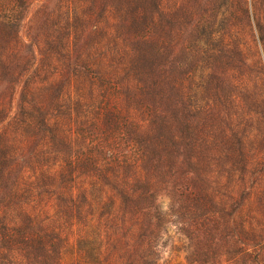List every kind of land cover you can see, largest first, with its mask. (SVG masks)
I'll list each match as a JSON object with an SVG mask.
<instances>
[{"label": "rangeland", "instance_id": "obj_1", "mask_svg": "<svg viewBox=\"0 0 264 264\" xmlns=\"http://www.w3.org/2000/svg\"><path fill=\"white\" fill-rule=\"evenodd\" d=\"M71 2L33 1L0 41V105L73 107L78 175L53 196L90 207L0 264H264V0Z\"/></svg>", "mask_w": 264, "mask_h": 264}, {"label": "trees", "instance_id": "obj_2", "mask_svg": "<svg viewBox=\"0 0 264 264\" xmlns=\"http://www.w3.org/2000/svg\"><path fill=\"white\" fill-rule=\"evenodd\" d=\"M33 1L0 0V41L22 42L20 29ZM59 1L67 8L72 3ZM26 71L22 69L17 81ZM72 108L69 105L66 112L53 114L27 105L11 116V106L0 105V253L54 248L76 230L80 220L74 218L85 216L90 207V203L58 204L53 196L65 181L73 183L78 175L77 157L61 156L57 147L65 139ZM18 134L29 137L26 145L16 139ZM84 159L98 172L109 170L106 166L111 161L94 155ZM105 172L91 173L90 178L98 179ZM70 190L73 198L77 188L71 185Z\"/></svg>", "mask_w": 264, "mask_h": 264}]
</instances>
